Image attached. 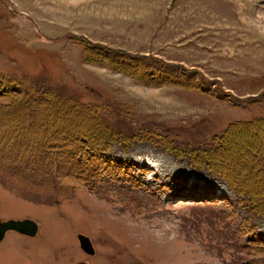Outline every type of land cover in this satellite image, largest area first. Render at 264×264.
<instances>
[{"label": "rangeland", "instance_id": "obj_1", "mask_svg": "<svg viewBox=\"0 0 264 264\" xmlns=\"http://www.w3.org/2000/svg\"><path fill=\"white\" fill-rule=\"evenodd\" d=\"M68 134L106 196L46 193ZM0 158V220L39 225L0 264H264V0H0Z\"/></svg>", "mask_w": 264, "mask_h": 264}, {"label": "trees", "instance_id": "obj_2", "mask_svg": "<svg viewBox=\"0 0 264 264\" xmlns=\"http://www.w3.org/2000/svg\"><path fill=\"white\" fill-rule=\"evenodd\" d=\"M48 122H50L49 123V126H50L52 121L50 120ZM73 136H74V134H68L66 136H62V140H64V141H61L59 143L60 145H57V146H60L61 149L59 151L55 152L57 154L59 153V155H60V152H61V154L62 153L64 154V156L62 158L59 157L60 158L59 161L56 158L53 160L51 150L49 151L50 153L48 152L49 154H47L46 157L44 156V159H45L44 165L50 164L48 166H44L46 168H49L48 170H46L44 172L45 183L50 182V185L47 184V188L45 190V191H47L46 193L51 194V193H53V191L58 190L59 187H61V185L57 182V180H58V176L62 175V176H65L74 182L79 181L81 184L86 185L88 187V189H90L91 192L103 194L104 196H106L105 193L110 192V190L108 188L104 187L103 183H101L100 177L102 174L94 170V164L98 163V158H95V157H97V155L94 154V151L92 149V145L87 146L88 143L85 140L86 147H84V144H79L74 139L76 137H73ZM46 139H47V137L44 136V141ZM32 140H33V138L27 139L26 141L29 143H32L33 142ZM207 151L208 150H204L203 152H200V154L196 155L194 160L196 161V163H199L202 166V168H205L208 171L212 172V174L214 176H216L217 178H222L224 180H227L229 185L232 186V188L236 192L235 194L237 195L238 200H237L236 204L229 203L228 205H225V207L226 206L231 207V209L233 210L232 213L233 212L235 213L234 209H235L236 205L243 203V197H245V194L248 196L247 191L242 188V187H244L243 186L244 184L240 185L239 183L236 182V180H233L231 177L227 176V174H229L228 171L223 170L221 168V166L218 165V161H219L218 159L220 158V157H218L219 155L217 153L214 154L212 152H207ZM66 153L68 155H65ZM33 157H34V159H32V160H34L35 163L37 161H40L39 157L38 158H35V156H33ZM100 159H104L105 161L112 162V159L109 157H104V158H100ZM104 160H103V162H104ZM55 164H60L65 169H63L62 171H60V170L57 171L54 168ZM115 164L118 165L119 167L123 166V164H120L117 162H115ZM88 167H89V169H88ZM90 167L91 168L93 167V169L90 170ZM19 169H22V168H19ZM0 170L4 171V167L0 168ZM47 172L49 174H47ZM246 185H249V184H246ZM223 216L225 218L227 217V216H225V214H223ZM235 235H236V231H235ZM239 242H240V246H241L242 243L240 240H237L236 244H238ZM262 243H264V242H262ZM240 259L243 260L242 257H240Z\"/></svg>", "mask_w": 264, "mask_h": 264}, {"label": "water", "instance_id": "obj_3", "mask_svg": "<svg viewBox=\"0 0 264 264\" xmlns=\"http://www.w3.org/2000/svg\"><path fill=\"white\" fill-rule=\"evenodd\" d=\"M39 230L38 223L30 218L26 219H9L0 220V242L3 241L8 232L14 231L23 235L36 236ZM80 241V246L89 255L95 254V248L92 243L91 238L83 233L78 235ZM78 264H89L86 261L80 262Z\"/></svg>", "mask_w": 264, "mask_h": 264}]
</instances>
